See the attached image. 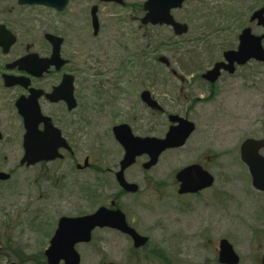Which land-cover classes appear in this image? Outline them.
Masks as SVG:
<instances>
[{"label":"rangeland","instance_id":"374dc122","mask_svg":"<svg viewBox=\"0 0 264 264\" xmlns=\"http://www.w3.org/2000/svg\"><path fill=\"white\" fill-rule=\"evenodd\" d=\"M0 1H15V5L18 0ZM71 1L72 4L62 13L41 7L25 8V19L30 21L32 28L40 24L49 25L51 29L58 28L68 37V47L73 45L77 49L75 60L94 68L97 75L111 71L107 79L119 74L114 67L124 57L122 35L127 34V42H131L127 59L136 61L137 58L138 61L142 57L140 61L143 64L155 66L158 82L127 85L124 105L117 104L119 108L127 112L129 108L137 107L139 93L145 88L152 92L166 112L187 115L197 124L196 132L185 147L164 153L149 175H143L141 201L137 204L130 197L122 201L126 209L133 210L132 214L138 218L137 229L149 237V244L138 251L127 236L113 230L98 229L92 242L76 247L81 255V264H220L219 242L222 239L232 243L240 256V264H264V193L253 187L248 167L240 157V147L245 139L264 138V92L259 95L257 87H246L239 79H234L229 80L237 84L238 92L233 96V92H227V98L198 103L192 110H187V103L183 101L186 94L194 95L192 91L198 88L201 75L190 74L185 68L200 67L205 71L222 58L223 51L237 45V36L248 25L253 26L254 33L261 34L262 29L250 24L249 18L264 5V0H190L175 12L177 19L190 26V32L182 38H176L167 28L135 31L130 27L134 22L129 15L141 14V17L139 9L146 0H125L128 5L121 8L103 5L100 8L103 31L100 38L94 40L95 43L88 10L93 0ZM95 4L98 3L95 1ZM14 7L16 9L17 6ZM150 35H153V43L147 39ZM39 36L40 32L34 33V39ZM165 39L179 42L178 49L167 47ZM31 40L22 35V45L17 50ZM148 44L150 46L147 47ZM91 47H95L93 53L88 52ZM140 48L141 53L137 51ZM66 53L71 55L69 49ZM137 54L141 56L135 57ZM106 57L109 62L104 65ZM158 57L168 59L172 68L186 78L185 83L166 82L165 79H172L170 71L174 70L157 62ZM260 72L264 74V68ZM196 97L199 98V95ZM141 110H144L143 106ZM95 120L96 127L91 133L84 130L80 134L79 159L83 160L88 154L119 159V147L107 132L113 118L106 116ZM12 126L17 129L19 122L15 120ZM168 128L169 121L162 117L152 135L162 137ZM138 133L151 134L149 129L139 130ZM93 141L96 142L91 143ZM198 159L208 166L216 178L215 184L201 194L177 195L176 173ZM151 179H156L153 195H149L151 191L147 190ZM6 188L0 187V191ZM39 194L36 187H32L27 214L22 212L27 198L17 195L6 200L8 198L4 197L5 202L12 204L11 215L18 221L17 227L10 225V253L24 255L23 262L12 257L17 263L45 264L46 259L39 260L36 256L43 255L48 248L59 218L86 215L92 210L95 212L80 193L76 196L77 201L72 200L73 203L67 205L54 204L57 201L48 200L49 197L40 199ZM94 195L92 204L97 208L104 197ZM5 233L6 227L0 228V235L6 237L4 240L7 239Z\"/></svg>","mask_w":264,"mask_h":264},{"label":"flooded vegetation","instance_id":"af4514ba","mask_svg":"<svg viewBox=\"0 0 264 264\" xmlns=\"http://www.w3.org/2000/svg\"><path fill=\"white\" fill-rule=\"evenodd\" d=\"M95 1L98 4H95ZM123 1L124 4L116 1H92L91 8H88V10H90L93 41L99 39L102 34L101 6L127 7L128 3L125 0ZM14 2L0 1V29L5 35L1 39V43L6 42L7 44L10 35L16 37V42L9 49L6 46H0V172H4L8 176L7 179H0V187H7L4 191H0V221L2 220L0 228L6 227L5 234L7 236V239L4 240L6 237L0 235V264H21L17 263L12 257L19 262L24 261V255L21 253H10V225L17 227L18 221L11 215L12 204L5 202L4 197L8 198L6 200L13 199L17 195L27 198L28 201L22 207V212L27 214L26 211L30 207L29 198L32 187H36L37 192H40V199H46L47 197H49L48 200L55 199L57 202H54V204L67 205L69 202L72 204V200L77 201L76 196L80 193L81 197H86L85 202L90 204L88 206L90 209L94 208L96 211L100 207H106L109 210H121L125 214L129 226L138 231V218L132 214L133 210H128L123 206L122 201L128 197L133 198L137 204L141 201L142 192L144 191L143 180H145L143 175H149L157 165L151 170H145L143 165L148 161V158L146 156L138 158L135 164L124 171L125 180L130 184L137 185L138 191L125 190L117 179V174L121 171V161L125 151L117 141L114 129L121 125H127L136 136L157 137L152 134L156 132L159 118L165 117L168 120L172 114L166 112L161 103L159 105L162 107V111L149 106L142 99L143 92H150V98L156 102L157 100L152 92L145 88L139 93L140 103L137 107L133 106V109L129 108V111L123 112L117 105H124L123 98L127 93V85L135 84L138 86L141 83L158 82L155 66L148 67V64L145 63L144 65L140 60L127 59V53H130L131 46V42H127V34L123 33L122 35L124 37L122 38L124 57L114 67L119 74L113 79H107L111 71H105L103 75L101 73L97 75L94 68L86 64H79L75 60L77 49L73 48V45L68 47V37L63 35L58 28L51 29V26L46 24H40L39 27L32 28L29 24L30 21L25 19V8L41 7L62 13L72 4L71 0L62 12L46 6L22 5L20 1H16L14 5ZM14 6H17L16 9ZM94 7H97L99 21L97 34L92 21ZM20 10L22 11L20 12ZM139 11L142 13L143 8L140 7ZM144 14L143 12L141 17H139L141 14L129 15L131 22H134V26L130 27L135 31L147 28L151 30L159 29V27L142 25L141 20ZM14 16L16 19H14ZM250 21L251 18H249ZM256 26L261 28L258 25ZM35 32H40L37 39H34ZM242 32L243 30L240 34ZM240 34L237 36V45L226 49V52L238 49ZM263 34L264 29L258 35ZM22 35L32 38V40L18 51L17 49L22 45ZM152 36H147V38H152ZM66 49L71 51V55L66 53ZM57 50L59 57L53 56ZM94 51L95 47L88 50L89 53ZM225 51L222 53V58L215 61V63L225 62ZM18 52L19 54H17ZM105 59L107 62L104 65H107L109 59L108 57ZM22 60L24 61L21 62ZM31 63H35V67H31ZM215 63L203 73L213 69ZM131 65H135V67ZM27 67H30L31 70ZM261 68H264V62L252 60L243 65L235 64L233 72L222 69L215 82L200 77L198 88H194L192 91L194 95L186 94L187 96H184L183 101L187 103V110L196 108L198 103H204V101L210 102L221 97L227 98V92H233L231 96L235 95L238 92L237 84L229 82V80L234 79H239L241 85L246 87H257L259 95H263L264 74L260 72ZM167 69L174 70L171 67ZM170 72L172 74L173 71ZM172 76V79H165V81L185 83L186 79L184 77L174 76L173 74ZM197 95H199V98L196 97ZM142 106L144 110H141ZM106 116L113 118L107 132L116 146L119 147L121 157L119 159H107L106 157H95L93 154H88L83 160H80V134L84 133V130L91 133L96 127L95 118ZM184 117L190 119L187 115ZM119 118L120 120H118ZM15 120L19 122L17 129L12 126ZM143 129H149L151 134L140 135L138 131ZM85 135L88 136L86 133ZM54 136H57L58 140H55ZM47 145H49L48 154L55 155L57 158L49 161L41 160L33 164H29L25 160L27 147L34 149L32 152L34 156L38 147H46ZM193 164L200 165L209 171L208 166L201 159ZM31 171L33 173L30 174ZM37 171L38 173H36ZM175 182L179 188L176 177ZM155 186L156 179H151L147 186L148 192L151 191L149 195H153ZM178 188L176 190L177 195ZM77 191L78 193H76ZM94 194L104 197L103 203L99 204L97 208L92 204ZM189 195L191 194L184 196ZM18 216L21 217V215ZM45 251L43 255L39 254L36 257L39 260H45Z\"/></svg>","mask_w":264,"mask_h":264},{"label":"water","instance_id":"95a60500","mask_svg":"<svg viewBox=\"0 0 264 264\" xmlns=\"http://www.w3.org/2000/svg\"><path fill=\"white\" fill-rule=\"evenodd\" d=\"M22 5H43L64 11L70 0H19ZM116 1L124 4L123 0H103ZM187 0H147L144 3L145 16L141 22L143 25L169 26L172 27L177 36L188 33L187 24H181L176 21L172 14L173 10L181 9ZM93 26L95 33L99 30V21L97 18V7L92 11ZM257 21L259 26L264 28V7L257 10L251 17V22ZM0 29V46L8 49L16 42L13 35L4 43L1 39L4 34ZM240 44L237 50H231L224 53L225 62H219L215 67L203 75V78L215 82L222 69L234 71L235 64L243 65L252 59L264 62V34L255 35L252 28H246L240 35ZM61 43V41H60ZM58 47V46H57ZM53 56L59 57L58 50ZM22 60L21 62H23ZM164 61V60H163ZM35 67V63L30 64ZM31 70L30 67H27ZM150 92L145 91L142 99L154 109L161 110L160 105L150 98ZM172 126L169 128L164 138L156 137H136L127 125H121L114 129L118 142L125 151L121 161V171L117 174L120 185L127 191L137 192L138 186L128 183L124 178V171L136 163L138 157L148 156L149 161L143 167L150 170L158 164L160 156L170 149L182 148L186 145L188 139L196 130V126L188 119L178 115H170ZM61 137V136H60ZM58 140L57 136H54ZM39 145H41L39 143ZM42 146V145H41ZM25 160L29 164L41 160H51L57 158L55 155H49V145L38 147L37 153L33 156V148L27 147ZM264 149V139H247L241 145V160L249 169L252 176L253 186L259 191L264 192V156L261 150ZM47 153V154H46ZM8 176L0 173V179H7ZM180 183L178 194H196L202 190L213 186L215 178L202 166L193 164L177 173L176 176ZM109 228L122 234L130 236L134 242L135 248H142L148 243V238L140 235L134 228L127 223L126 216L121 210H109L106 207L99 208L95 213L80 217H63L60 219L55 236L51 240L49 249L46 251L48 264H80L81 256L76 250V245L80 243H89L92 240V233L95 229ZM219 262L221 264H239L240 257L235 252L233 245L227 240L220 241Z\"/></svg>","mask_w":264,"mask_h":264},{"label":"trees","instance_id":"16d2710c","mask_svg":"<svg viewBox=\"0 0 264 264\" xmlns=\"http://www.w3.org/2000/svg\"><path fill=\"white\" fill-rule=\"evenodd\" d=\"M236 18H239V17H236ZM241 19L239 18V21H240ZM217 21H219L222 25L224 24L221 20H217ZM149 41H150V43H153V41H154V38L152 37V38H147ZM199 39H197L196 41H198ZM201 40V39H200ZM205 40V39H204ZM196 41H194L193 43H195ZM164 42H165V45L167 46V47H169V46H172V47H174V48H176V49H178V47H177V45L178 44H180L179 42H177V41H172L171 39H168V40H164ZM148 46H150L149 44L147 45V47ZM137 51H139L140 53L142 52V49L140 48L139 50L137 49ZM194 52V51H193ZM145 55H146V53H145ZM136 56H138V57H140L141 56V54H137V55H135V57ZM137 59V58H136ZM138 60H142V57H140V59H138ZM191 60V59H190ZM157 62H159L160 64H163V62H161L160 60H159V57H158V59H157ZM170 64H171V62H170ZM213 64V63H212ZM144 65H145V62H144ZM164 65V64H163ZM172 65V64H171ZM183 66V65H182ZM191 69H189V67H186L185 68V70H187L188 71V73H190V74H195V73H202L203 71H204V68H200V67H190ZM157 77V76H156Z\"/></svg>","mask_w":264,"mask_h":264}]
</instances>
